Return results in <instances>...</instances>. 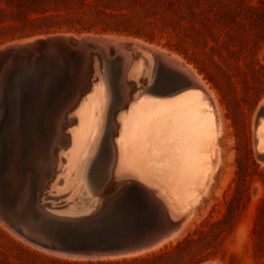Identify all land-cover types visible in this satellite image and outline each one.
Segmentation results:
<instances>
[{
	"label": "rangeland",
	"instance_id": "obj_1",
	"mask_svg": "<svg viewBox=\"0 0 264 264\" xmlns=\"http://www.w3.org/2000/svg\"><path fill=\"white\" fill-rule=\"evenodd\" d=\"M30 1L0 0V47L40 36L85 33L134 39L155 51L175 53L195 70L213 96L221 119L220 157L214 181L202 196V202L179 230L152 248L98 257L74 256L18 237L0 222V264H264V157L256 147V120L264 105V0H126L116 4L104 0H44L50 3L33 5ZM103 11L124 14L130 22L125 25L137 32L111 30L113 24ZM49 14L63 16L45 19ZM115 59L107 61L104 68L100 66L104 71L100 75L107 81L109 91L118 93L122 70L128 73L129 77H125L129 82L137 83L139 90L144 89L135 88L142 96L151 95L145 87L169 90L184 83V71L168 61L153 59L145 67L139 60L129 65ZM66 60L42 58V66L35 67L37 70L17 63L9 67L0 100V188L3 190L14 171L24 174L42 169L36 165L41 157L37 151L47 146L49 117L63 94L73 90L79 70L78 59L70 56ZM12 121H17L21 136L17 156L13 139L8 137ZM70 127L66 128L71 130ZM67 147L60 145L62 150L68 151ZM64 156L61 163L68 158ZM104 164L102 157H95L78 173L71 171L69 162L53 172L73 177L86 171L101 175L112 170ZM116 166L112 171L127 172ZM129 173L134 172L129 170ZM74 182L79 188L78 179ZM157 190L158 199L166 204L164 207L171 217H181L182 214L170 208L166 193ZM110 204L111 201L105 202L103 209L108 212ZM134 210H121V213L129 218L144 213L137 207ZM157 213L152 216L158 218ZM109 215L111 220L121 217L116 211Z\"/></svg>",
	"mask_w": 264,
	"mask_h": 264
},
{
	"label": "bare ground",
	"instance_id": "obj_2",
	"mask_svg": "<svg viewBox=\"0 0 264 264\" xmlns=\"http://www.w3.org/2000/svg\"><path fill=\"white\" fill-rule=\"evenodd\" d=\"M49 37L67 39L69 34H53ZM79 37H94L103 41L114 40L115 38L85 33L79 35ZM34 39L36 38L23 39L12 42L10 45L16 43L30 44ZM66 41L69 42V40ZM80 49L82 51L77 56L81 55L84 58L82 57V64L80 68L78 67L79 70L76 69L77 74L74 72L73 76L76 74L77 77L73 90L69 91L70 93L67 95L63 94L64 97L62 96L55 109L52 110L51 108L52 113L49 117L50 135L48 141H45L47 146H41V150L38 148L37 154L41 157H38L40 162L36 165L42 168L40 171L47 173L53 172L57 168L60 169L62 164L67 163L68 165L69 162L71 171L75 170L78 173L79 170H83L90 160L92 161L95 157H102L103 162L106 163L104 165H109V169L112 168L113 170V167L117 165L118 169H127V172L130 170L138 174L151 187L157 185L159 187L157 189H161L160 192H164L168 196L166 198H168L170 208L179 212L178 214H182L184 220L188 219L195 210L196 205L201 201L204 193L210 188L220 157L221 119H219L220 116H218L212 99L213 96L202 88L194 86L168 95H149L146 92L144 94L147 95L144 96L138 93L135 94L132 92L131 82L129 83L128 78L125 77L128 76V73H124L122 69H120L122 72L118 71L121 72L119 85H117L118 93L109 91V87L108 89L106 87L107 81L105 82L103 76L100 75V72L104 73L100 70L102 62L96 57L95 59L90 58L87 47ZM156 52L172 66L174 65L186 73H191L204 88H209L195 70L178 55L161 49H157ZM55 54L51 52L43 55L32 45L25 53L16 51L9 59L0 58V100L2 99L9 67L17 63L33 69L34 66L39 65L42 57L45 58ZM64 56L67 59L68 56L66 54ZM89 61H92V63ZM146 65L148 66V64ZM35 69L37 70V68ZM148 69L145 71L148 72ZM126 71L129 72L130 70L128 71L127 68ZM133 72L135 71L133 70ZM143 77L146 78L145 75ZM115 79L112 78V81H115ZM190 84H193V82ZM48 85L50 84L48 83ZM139 89L137 88V90ZM145 89L148 88L145 87ZM263 107L264 105H262L260 112L264 110ZM256 121L257 147L264 152V115ZM68 125H71V130L67 129ZM18 130L17 121L9 123L8 137L13 139L15 156L18 154L16 152L21 138ZM42 136L47 135L43 134ZM59 144L68 146V151L62 150ZM63 155L68 157L65 159V163H61L62 159L60 158ZM56 172L58 173V171ZM5 173L7 174V172ZM8 177H11V172L8 173ZM23 195L26 194L23 193ZM163 196L160 197L163 198ZM165 201L166 199L164 203H166ZM0 222L16 233L18 237L20 236L39 245L16 229L11 221L3 217L1 209ZM177 229L179 230V228ZM162 240L164 241V239Z\"/></svg>",
	"mask_w": 264,
	"mask_h": 264
},
{
	"label": "water",
	"instance_id": "obj_3",
	"mask_svg": "<svg viewBox=\"0 0 264 264\" xmlns=\"http://www.w3.org/2000/svg\"><path fill=\"white\" fill-rule=\"evenodd\" d=\"M32 45L43 55L56 53L49 57L66 59L64 54L73 56L78 59L79 68L84 57L77 55L82 47H87L89 57H96L104 67L107 61L114 58L129 64L135 60L141 61V64L151 63L153 59L155 62L167 61L155 50L137 41H103L75 35H69L67 39L40 36L30 44L9 43L0 47V58L9 59L16 51L25 53ZM40 66L42 60L34 67ZM183 79L184 83L169 90L149 86L146 91L152 95H168L194 86L208 93L191 73L184 72ZM131 86L136 94V84L131 83ZM263 113L264 110L259 113V119ZM257 150L264 157V152L258 147ZM77 179L80 187L74 189L73 182ZM157 193L158 190L138 174L122 170L101 175L86 171L78 177L61 176L55 172L17 174L14 171L8 187L4 190L0 188V209L3 217L11 221L16 229L42 247L74 256L98 257L152 248L182 225L184 216L173 219ZM107 201H111L108 212L103 209ZM136 207L145 214L129 218L121 213V210L129 211ZM114 211L120 213L121 217L117 220L110 219L109 214ZM155 212H158V218L152 216ZM98 213L100 215L96 217Z\"/></svg>",
	"mask_w": 264,
	"mask_h": 264
},
{
	"label": "trees",
	"instance_id": "obj_4",
	"mask_svg": "<svg viewBox=\"0 0 264 264\" xmlns=\"http://www.w3.org/2000/svg\"><path fill=\"white\" fill-rule=\"evenodd\" d=\"M104 1L111 3V4L126 2V0H104ZM57 2L60 3L61 1H55V3H57ZM70 2H72V1H69L68 3H70ZM46 3H50V2H47L44 0H31L29 2L30 5L46 4ZM64 3H66V2H64ZM89 4H91V3H89ZM103 13L109 19L108 21L110 23L112 22V24H113L112 27H109L111 30H114L116 32H126V33L137 32V31H134L133 29H131V27H129L128 25H125L126 23L130 24V22H129V20H126L124 14L116 13V12H107V11H103ZM59 16H63V14H49V15L44 16V18L47 19V18L59 17Z\"/></svg>",
	"mask_w": 264,
	"mask_h": 264
}]
</instances>
